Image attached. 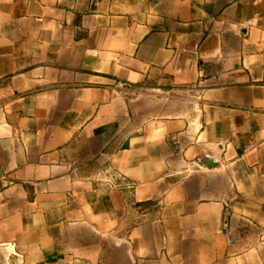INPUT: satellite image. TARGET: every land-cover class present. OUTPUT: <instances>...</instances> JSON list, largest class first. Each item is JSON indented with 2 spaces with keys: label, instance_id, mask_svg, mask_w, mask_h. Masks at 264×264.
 <instances>
[{
  "label": "crops",
  "instance_id": "1",
  "mask_svg": "<svg viewBox=\"0 0 264 264\" xmlns=\"http://www.w3.org/2000/svg\"><path fill=\"white\" fill-rule=\"evenodd\" d=\"M108 251L264 264V0H0V264Z\"/></svg>",
  "mask_w": 264,
  "mask_h": 264
},
{
  "label": "built area",
  "instance_id": "2",
  "mask_svg": "<svg viewBox=\"0 0 264 264\" xmlns=\"http://www.w3.org/2000/svg\"><path fill=\"white\" fill-rule=\"evenodd\" d=\"M206 160H211L213 162H216V159L214 156L204 153L201 157H196L195 159L191 161L185 160V168L186 170H189L191 172L194 171H202L204 168V163ZM101 178L105 182L109 183L114 188H120L123 186H128L127 184H124V178L121 176V174L110 170L108 168L104 169L101 173Z\"/></svg>",
  "mask_w": 264,
  "mask_h": 264
},
{
  "label": "rangeland",
  "instance_id": "3",
  "mask_svg": "<svg viewBox=\"0 0 264 264\" xmlns=\"http://www.w3.org/2000/svg\"><path fill=\"white\" fill-rule=\"evenodd\" d=\"M179 98L181 99V100H178V101H180V103H183V104H185V103H187L188 102V100H189V96L188 95H179ZM109 253H108V258L110 257V261L111 262H116V263H118L119 262V264H128V262L125 260V258L122 256V257H119V256H117V255H114L113 253H111L110 251H108Z\"/></svg>",
  "mask_w": 264,
  "mask_h": 264
},
{
  "label": "water",
  "instance_id": "4",
  "mask_svg": "<svg viewBox=\"0 0 264 264\" xmlns=\"http://www.w3.org/2000/svg\"><path fill=\"white\" fill-rule=\"evenodd\" d=\"M127 146V142H126V144H125V147ZM209 166H212L213 165V163H212V161L211 160H209V164H208ZM227 225V223L225 222V226Z\"/></svg>",
  "mask_w": 264,
  "mask_h": 264
}]
</instances>
